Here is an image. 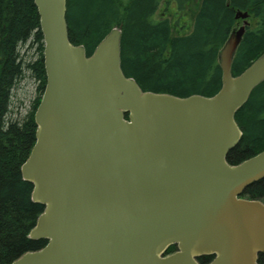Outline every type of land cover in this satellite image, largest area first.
I'll use <instances>...</instances> for the list:
<instances>
[{
    "label": "water",
    "instance_id": "95a60500",
    "mask_svg": "<svg viewBox=\"0 0 264 264\" xmlns=\"http://www.w3.org/2000/svg\"><path fill=\"white\" fill-rule=\"evenodd\" d=\"M33 1L46 85L21 171L44 205L29 237L48 242L9 264H264V200L242 197L264 178V150L228 161L236 114L264 82V52L233 74L249 12L218 53L219 91L181 97L125 74L120 27L88 55L70 39L67 0Z\"/></svg>",
    "mask_w": 264,
    "mask_h": 264
},
{
    "label": "trees",
    "instance_id": "16d2710c",
    "mask_svg": "<svg viewBox=\"0 0 264 264\" xmlns=\"http://www.w3.org/2000/svg\"><path fill=\"white\" fill-rule=\"evenodd\" d=\"M163 0H67L70 39L83 44L91 55L114 27L122 29V67L144 90L212 96L222 86L218 53L239 20L237 10L249 12V26L233 62L239 75L264 52V0H198L190 30L177 33L169 18L157 16ZM192 1V0H191ZM185 11L190 0H177ZM193 9V5L191 10ZM40 16L33 0H0V262L9 264L24 252L40 249L46 239H31L44 205L32 199L33 184L21 167L36 141L35 112L45 85L44 43ZM38 43L41 56L30 51ZM26 71L41 77V94L28 115L13 108L15 89ZM20 113V112H17ZM17 115L16 118L12 117ZM21 114V113H20ZM19 115V116H18ZM243 131L239 144L228 155L240 163L264 150V82L237 112ZM242 197L264 200V178L248 186ZM177 250L176 245L168 253ZM213 256H203L201 263ZM264 262V253L260 254Z\"/></svg>",
    "mask_w": 264,
    "mask_h": 264
},
{
    "label": "rangeland",
    "instance_id": "374dc122",
    "mask_svg": "<svg viewBox=\"0 0 264 264\" xmlns=\"http://www.w3.org/2000/svg\"><path fill=\"white\" fill-rule=\"evenodd\" d=\"M196 1L198 0H190L187 9L183 11L182 9L179 10V8L177 7V0H163L157 11V16L169 18L177 33H185L191 28V15L194 11V3ZM192 5L193 9L191 10ZM30 53L34 55V60L39 59L41 56L40 46L35 44L34 48L31 49ZM41 86L42 78H34L32 77L30 71H26L25 77L22 78V80L15 89L16 97L13 98V108L16 114L24 116L26 114L28 115L30 112H32V110H34V107L36 106V103L38 102V99L41 94ZM17 112H20L21 114ZM16 116L17 115L13 114L12 117L16 118Z\"/></svg>",
    "mask_w": 264,
    "mask_h": 264
},
{
    "label": "bare ground",
    "instance_id": "6f19581e",
    "mask_svg": "<svg viewBox=\"0 0 264 264\" xmlns=\"http://www.w3.org/2000/svg\"><path fill=\"white\" fill-rule=\"evenodd\" d=\"M38 45V43H36Z\"/></svg>",
    "mask_w": 264,
    "mask_h": 264
}]
</instances>
